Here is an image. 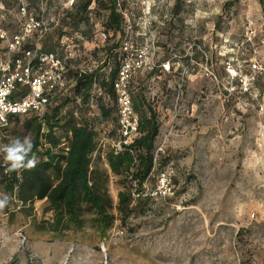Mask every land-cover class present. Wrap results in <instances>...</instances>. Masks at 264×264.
I'll use <instances>...</instances> for the list:
<instances>
[{
    "label": "rangeland",
    "instance_id": "obj_1",
    "mask_svg": "<svg viewBox=\"0 0 264 264\" xmlns=\"http://www.w3.org/2000/svg\"><path fill=\"white\" fill-rule=\"evenodd\" d=\"M84 1L0 0V29L7 34L0 61L30 15L46 27L44 32L32 26V44L68 45L73 67L105 61V47H121L124 34L107 30L108 13L96 0L85 22L69 25L68 15ZM229 1L117 0L123 32L128 18L133 48L148 52L131 92L145 96L159 134L155 171L144 189L150 199L123 219L118 193L128 190L135 199L136 184L111 171L107 156L120 151L118 137L105 132L111 127L102 128L90 170L113 220L106 237L95 226L96 210L82 202L78 225L63 216L55 227L45 199L24 206L6 190L3 165L10 163L2 149L17 140L31 143L33 134L25 126L28 118L0 128V264H264V72L250 65L264 62V0ZM167 61L179 72H161ZM229 65L243 67L251 78L249 91L231 79ZM68 79L72 85L73 75ZM46 174L56 183L54 171ZM163 177L170 188L164 192ZM42 221L53 232L37 231Z\"/></svg>",
    "mask_w": 264,
    "mask_h": 264
},
{
    "label": "trees",
    "instance_id": "obj_2",
    "mask_svg": "<svg viewBox=\"0 0 264 264\" xmlns=\"http://www.w3.org/2000/svg\"><path fill=\"white\" fill-rule=\"evenodd\" d=\"M35 1L31 0L30 4ZM96 1L98 9L108 13L105 23L107 30L119 33L121 37L124 34V15L117 0ZM237 1L239 0H231L226 5ZM259 1L263 5V0ZM93 2L94 0H85L78 8L76 7V11L68 15L71 22L69 25L78 26L85 22L86 13ZM25 8L27 9L26 6ZM138 34L141 39L142 33ZM29 40L22 44L19 52L14 55L15 58H21L24 51L33 48L34 44ZM120 48L119 43L105 47L104 50L109 54L107 59L105 61L99 59L97 67L91 73L82 71L80 64L73 67L69 63L64 76L66 88L51 98L41 115L35 112L20 116L11 115L8 117V125L2 128L6 131L20 118H28L25 126L32 131L33 139L24 163L26 165L29 158H41V161L31 168L22 167L21 170L10 169V165L4 164L3 182L6 190L15 194L24 206L35 200L45 199L52 214L51 226H59L63 216L68 217L67 222L78 225L81 222L79 202L96 210L95 226L103 237H106L107 230L113 225L112 216L106 214L105 195L93 185L90 169L91 158L98 148L102 128L111 127V130L106 129L105 132L118 137L114 82L124 58V53L117 52ZM60 49V43L57 46L49 42L44 43V40L38 43V50L41 53H61ZM242 68L237 67L242 76L248 77L247 74H243ZM178 70L180 69L177 66L171 64L170 72L178 73ZM160 71L163 72L161 69ZM69 74L74 77L72 85L69 84L71 82L68 79ZM27 92V87L20 86L13 97L19 99ZM132 99L140 120L139 133L129 145L120 151H111L107 156L113 173L124 174L126 178L131 177L136 184L135 199L128 190L118 193V211L123 219L142 209L150 199V195L144 193V189L155 171L154 144L159 134L156 114L148 107L145 96L132 93ZM60 132L63 133V137L58 135ZM61 139H65L64 142ZM50 170L56 174V183L46 174ZM36 230L53 232L46 221L39 223Z\"/></svg>",
    "mask_w": 264,
    "mask_h": 264
},
{
    "label": "built area",
    "instance_id": "obj_3",
    "mask_svg": "<svg viewBox=\"0 0 264 264\" xmlns=\"http://www.w3.org/2000/svg\"><path fill=\"white\" fill-rule=\"evenodd\" d=\"M20 12L23 16L28 15V11L23 5L20 7ZM32 26L45 32L44 21L30 15L29 21L22 30L12 36L7 56L0 62V128L8 125V117L11 115L20 116L29 112L41 115L51 98L67 86L64 76L73 56L72 52L67 49L68 45L67 47L63 46L64 43L61 45V53L45 54L38 50V41H36L31 50L24 51L21 58H15L14 55L19 52L22 44L30 38ZM132 29L127 18L121 46L124 58L114 82L118 117L117 144L120 150L129 145L139 133L140 120L133 105L131 87L134 75L146 66L148 54L143 51L137 52L133 48ZM6 39L7 34L0 29V41ZM85 64L82 62L79 67L82 71L89 73L93 72L98 65L96 61L93 62L91 68ZM250 65L253 72H264V62L255 59L251 61ZM160 69L163 72H170V62L162 63ZM228 72L232 80H239L245 91L250 90L251 78L242 76L238 69L230 65ZM20 86L27 87L28 92L23 97L16 99L13 96ZM160 186L163 188V192L170 189L169 182L165 177L160 180Z\"/></svg>",
    "mask_w": 264,
    "mask_h": 264
},
{
    "label": "clouds",
    "instance_id": "obj_4",
    "mask_svg": "<svg viewBox=\"0 0 264 264\" xmlns=\"http://www.w3.org/2000/svg\"><path fill=\"white\" fill-rule=\"evenodd\" d=\"M31 149V143L25 140L21 143L19 140L12 145L5 146L2 151L6 154L5 160L10 163V169H19L21 167L31 168L34 166L35 161L29 160L25 165L24 161ZM5 201H0V208L4 206Z\"/></svg>",
    "mask_w": 264,
    "mask_h": 264
}]
</instances>
